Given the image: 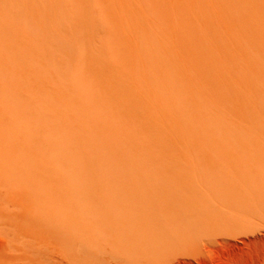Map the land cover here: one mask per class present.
<instances>
[{
  "label": "bare ground",
  "instance_id": "1",
  "mask_svg": "<svg viewBox=\"0 0 264 264\" xmlns=\"http://www.w3.org/2000/svg\"><path fill=\"white\" fill-rule=\"evenodd\" d=\"M99 2L107 6L111 29L98 58L111 60L108 67L122 80L115 83L118 95L105 90L101 77L93 87L84 81L93 74L90 56H68V65L59 61L61 74H53L35 46L18 49L20 30L8 35L6 12L0 14V225L23 239H50L46 249L41 245L46 251L38 246L41 256L58 252L69 264H83L84 229H123L129 210L122 182L127 173L147 174L129 165V157L165 142L181 151L183 142H199L228 169L201 199L217 209L264 212L263 1ZM36 11L23 24L11 19L14 27L27 25L38 42ZM180 177L170 174L175 184Z\"/></svg>",
  "mask_w": 264,
  "mask_h": 264
},
{
  "label": "rangeland",
  "instance_id": "2",
  "mask_svg": "<svg viewBox=\"0 0 264 264\" xmlns=\"http://www.w3.org/2000/svg\"><path fill=\"white\" fill-rule=\"evenodd\" d=\"M99 1L0 0V14L5 16L6 12L7 23L3 28L8 35H13L16 30L23 33H16L18 35L15 36L18 49L22 46H35L46 57L44 60L53 74H61L60 60L68 65L70 58L75 61L81 55L90 56L92 60L87 68L92 67L93 74L85 77L84 81L93 87L97 78L101 77L103 83L106 82L105 90L118 95L114 89L115 83L122 80L118 81L108 67L111 60L105 64L98 55L103 51L108 30L111 29L106 14L107 6L101 5ZM262 1L264 4V0ZM32 9L37 10L41 16L36 30L40 33L38 42L32 41L37 37L26 32L29 30L25 29L27 25H12L11 18L23 24L28 11ZM62 42L65 44L62 45ZM118 87L120 86L116 88ZM181 148L182 151L180 147L174 150L170 142H165L156 150L147 149L145 153H134L129 157V165L140 170L146 169L147 174L141 171L140 177L133 178L127 173L122 182L123 193H126L122 197V203L129 210L124 217L125 226L123 225V229H97L98 225L95 224L90 229H84L86 246L84 253L82 252L83 264H264V212H259L262 209L258 206L228 209L219 205L217 209V203L201 199V193L210 190L206 185L216 188L217 183L223 180L221 174L228 169L221 170L215 164V156L199 142L196 146L183 142ZM203 163L208 165H203L201 169ZM170 174L181 175L177 184L173 183ZM97 185V198L103 201V188L101 184ZM188 191L195 195L188 196ZM172 196L177 197L174 204L170 201ZM260 206L264 208L263 205ZM12 230L14 231L0 227V264H9L10 260L12 264H27L29 259L33 261L32 264H36L37 260L47 258L50 260L47 259L46 262L52 261H41L38 264H69V259L62 254L65 259L63 261L58 252L55 256L59 255V259L54 254L49 257L47 252L41 256L39 249L42 248L44 252L50 239L38 234L29 239L24 236L26 238L23 239L21 233L15 232L22 238L16 239L15 236L18 235ZM37 238L42 242L39 241V245H36ZM27 239L28 242L31 241L30 244L33 242L32 248L36 246L37 251L29 247V243L26 244ZM17 240H21L20 244ZM24 241L25 243H21ZM25 244L28 245L27 252ZM41 245H45V249ZM55 245L60 251L66 250L64 244ZM9 248L13 251L21 248L20 251L24 250L29 255L25 256L23 251L13 252ZM31 251H35L34 255L30 254ZM32 256H37L36 260ZM21 257L25 261L16 260L22 259Z\"/></svg>",
  "mask_w": 264,
  "mask_h": 264
}]
</instances>
